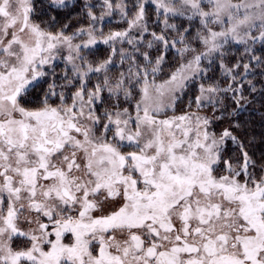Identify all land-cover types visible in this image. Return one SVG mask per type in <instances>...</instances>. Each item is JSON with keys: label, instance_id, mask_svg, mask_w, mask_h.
Here are the masks:
<instances>
[{"label": "snow or ice", "instance_id": "obj_1", "mask_svg": "<svg viewBox=\"0 0 264 264\" xmlns=\"http://www.w3.org/2000/svg\"><path fill=\"white\" fill-rule=\"evenodd\" d=\"M37 2L0 0V264H264V156L213 130L264 101V0Z\"/></svg>", "mask_w": 264, "mask_h": 264}, {"label": "trees", "instance_id": "obj_2", "mask_svg": "<svg viewBox=\"0 0 264 264\" xmlns=\"http://www.w3.org/2000/svg\"><path fill=\"white\" fill-rule=\"evenodd\" d=\"M113 2H117V0H113ZM126 4L129 6V11L132 9V4L135 3V0H124ZM82 2H77L72 5L70 9H63L59 12L58 18L62 22H68L66 17L71 19V25L72 28L74 29L75 27L79 26L76 22V19H74L77 14L81 11V6ZM100 7H96L95 12L96 15L99 16L100 14ZM152 9L149 7V14H150V19L152 18ZM84 23H87L85 20ZM127 27V24L123 21V19L119 16V14H114L113 16L105 18L104 26H103V31L104 33H108L109 31H117L121 30ZM158 30V29H157ZM119 47V45H118ZM259 48V46H258ZM99 57H104L108 53V48L107 46L103 45L100 46L99 48L94 50ZM242 51V49H240ZM260 51H264V48H259L257 51V54H260ZM237 53V48L233 46L232 49V55L228 58L229 62L232 63L235 60V55ZM155 54V53H154ZM179 61V57L175 54V50H170L167 53V58L164 64V70L160 74V79H165L167 76L170 74L171 71L175 69L177 66V63ZM208 75L212 78L210 81H205V83L209 82H217L220 83L221 86H224V77L221 75L219 69L217 67H213ZM258 80V77L256 78ZM262 82H257V87L259 88L261 86ZM198 91L195 88L193 91H187L186 93L183 94L181 97L180 101L177 104V108L179 107L181 111V108H184V105L186 101L190 100L194 101L195 97L197 95ZM257 102L249 105L247 108V111H241L239 115L235 116L231 120L228 118H225L223 120L219 121H213L214 124V131L217 133L221 132L224 128H229L233 123H240L243 126V131L247 133V136L244 137V142L247 145V150L249 151L250 155L254 160L260 161L262 156H264V101L261 100L259 96L256 98ZM230 103V102H229ZM205 115L212 116L213 113L210 108H204L203 110ZM235 132L239 133L241 130L240 129H233ZM254 137V140H252L251 143H249V140ZM234 146L231 144L229 145V154L232 153Z\"/></svg>", "mask_w": 264, "mask_h": 264}, {"label": "rangeland", "instance_id": "obj_3", "mask_svg": "<svg viewBox=\"0 0 264 264\" xmlns=\"http://www.w3.org/2000/svg\"><path fill=\"white\" fill-rule=\"evenodd\" d=\"M79 1L82 2V4L85 2V0H71V4L73 5V4H75V3L79 2ZM42 2H43V0H38V2H37V7H39V4L42 3ZM87 2L90 3V4H99V3L101 2V0H87ZM98 7H99V6H98ZM104 22H105V20H104L101 24H99V27H101L102 30H103ZM100 46H103V44H99V45H97V46L95 47V49L99 48ZM234 47L237 48V46H234ZM95 49H94V50H95ZM55 64H56V72H57V74L59 75L60 72H61V70L64 68V64H63L62 62H60V61H56ZM195 86H196V89H197V91H198V85H197V84H191V85H189L188 89L185 90L184 93H186L187 91H193V89L195 88ZM184 93H183V94H184ZM197 95H198V93H197ZM197 95H196V96H197ZM182 96H183V95H182ZM182 96H181V97H182ZM195 98H196V97H195ZM179 101H180V100H179ZM179 101H178V102H179ZM177 104H178V103H177ZM189 104H191V110H192V111H196V110H197V109H196V106H195V100H194V101H191V99H190V100L186 101V103H185V105H184V108H181V111H180V110H177V109H180L179 107L176 108V112H177V114H181L182 112H184L185 110H187ZM201 115H205V114H204V111H201Z\"/></svg>", "mask_w": 264, "mask_h": 264}, {"label": "flooded vegetation", "instance_id": "obj_4", "mask_svg": "<svg viewBox=\"0 0 264 264\" xmlns=\"http://www.w3.org/2000/svg\"><path fill=\"white\" fill-rule=\"evenodd\" d=\"M97 214H99V213H97ZM20 242H21V241H20V239L18 238L17 241H16V244L19 245Z\"/></svg>", "mask_w": 264, "mask_h": 264}]
</instances>
